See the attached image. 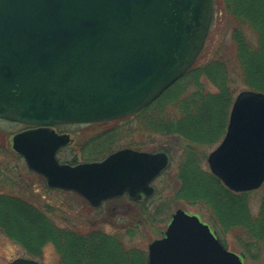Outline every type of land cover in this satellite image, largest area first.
I'll return each instance as SVG.
<instances>
[{"label":"water","instance_id":"95a60500","mask_svg":"<svg viewBox=\"0 0 264 264\" xmlns=\"http://www.w3.org/2000/svg\"><path fill=\"white\" fill-rule=\"evenodd\" d=\"M215 0H0V119L32 126L13 149L48 187L77 193L93 208L155 194L171 164L165 151L120 149L101 161L62 163L63 124L135 115L180 80L201 56ZM234 192L264 183V93L235 98L227 133L208 156ZM10 264H43L19 257ZM147 264H244L196 214L178 209Z\"/></svg>","mask_w":264,"mask_h":264},{"label":"trees","instance_id":"16d2710c","mask_svg":"<svg viewBox=\"0 0 264 264\" xmlns=\"http://www.w3.org/2000/svg\"><path fill=\"white\" fill-rule=\"evenodd\" d=\"M216 28L220 33L225 31V37L230 36V40L217 44L211 38ZM208 41L197 63L149 107L133 116L88 125L106 129L83 145L75 144L76 156L65 162L79 163L77 150L84 154L88 145H91L89 154L83 155V162L102 160L125 147L169 153L167 142L173 137L180 138L184 147L176 198L208 215L209 225L227 247L231 245L227 236H231L245 260H256L264 252V198L259 215L254 217L248 202L252 192L237 193L227 188L204 166L203 154L216 147L226 134L237 93L233 84L239 80L247 89L264 93V0H215ZM156 139L160 144L149 148ZM69 147L73 144L63 150ZM7 158L23 160L3 137L0 181L11 187L21 184L30 191L28 174L22 172L19 163L12 165ZM29 173L45 181L41 175L31 170ZM68 193L77 196L91 210L106 212L114 231L125 232L130 237H135L147 221H170L171 204L161 196L158 203H153L152 198L137 202L125 196L94 209L79 195ZM35 198L28 200L0 193V232L18 242L30 258H42L44 248L52 244L58 255L57 264H147L145 253L137 247H127L119 238L121 234L91 225L85 230L75 225L59 227L52 215L57 212L55 206L38 205ZM124 203L138 212L103 211L105 206Z\"/></svg>","mask_w":264,"mask_h":264},{"label":"rangeland","instance_id":"374dc122","mask_svg":"<svg viewBox=\"0 0 264 264\" xmlns=\"http://www.w3.org/2000/svg\"><path fill=\"white\" fill-rule=\"evenodd\" d=\"M212 29V27H211ZM211 30L208 36L210 37ZM227 34V33H226ZM225 31L219 32V29H215V33L211 36V38L218 44L222 40H230V36L225 37ZM216 35V36H215ZM208 39L205 47L208 45ZM205 49V48H204ZM236 87L237 93L235 94V98L239 92L247 89L241 81L237 80L234 84ZM91 125V124H90ZM28 129V127L24 124L3 120L0 119V144H3V137L6 138L7 142L12 144L13 136L21 131ZM106 129L105 126H89L88 125H78V124H66L59 125L56 130L61 133L69 134L72 139L73 147H69L68 150H63L59 153L58 157L62 163H67L65 161H71L73 156H76V151L74 149L75 144L83 145L90 138L95 136L96 134L102 133ZM3 134L5 136H3ZM161 141L154 140V143L149 145V148H152L154 145L157 146ZM183 140L177 137L171 138L168 143L169 155L171 157V165L170 167L160 176L156 181L153 182V185L156 187L157 191L155 195L152 197L153 203H158V198L161 196L164 198V201L167 204H171L170 209V221L159 222H145V225L142 226L138 231L134 234L135 237H130L125 234V232L114 231V227L112 226V221L106 217V212L94 211L91 210L88 206H86L77 196L74 194L64 192L59 189H52L48 187L46 180L43 181L36 176H31L26 165L25 160H17L15 158H7V161H10L12 165L15 163H19L20 169L22 172L27 173L28 181L31 183L30 191L24 189L23 185L19 184L15 187H11L8 185H4L0 181V193L4 194H15L19 195L25 199L32 200L35 198V202L38 205H45L46 203H50L55 206L57 210L56 214H52L55 216L54 219L57 220L59 227H73L74 225L79 227L80 229L85 230L89 225L92 227L97 226L99 228H103L105 231L112 234H121L120 239L127 247H137L141 251L148 255L149 245L157 240L162 238L165 235L166 229L172 220L173 213L178 209H184L190 214H198L197 216L206 224L209 223L208 215L204 214L199 207L193 206L190 204H186L184 200L177 199V193L180 188L179 181L177 179L180 163H181V155L183 152ZM91 145L87 146V151L84 154H81L80 150H77V154L80 157L79 161L83 162V155H88V148ZM215 148V147H214ZM210 149L204 151V166L209 168V164L207 158L210 152L214 149ZM148 151H151L150 149ZM154 152V151H151ZM85 162H93V161H85ZM70 164V163H69ZM78 164V163H77ZM251 195L249 196V207L252 215L258 216L260 213L261 204L264 198V190L262 187L260 189L251 191ZM86 201V200H85ZM87 202V201H86ZM103 211H110V213L115 214H124L131 210V207L128 203L124 204H116L110 207H103ZM135 209V208H134ZM130 212H138V209L131 210ZM164 218L163 220H165ZM210 226V225H209ZM211 227V226H210ZM212 228V227H211ZM213 230V229H212ZM227 239L231 243L229 250L240 254L244 264H264V252L261 256L256 259L246 258L241 254L240 249L237 246V242L231 239V236H227ZM19 257H28L25 249L16 241L10 239L5 234L0 232V264H10L14 259ZM39 260L43 264H57L58 255L56 250L52 244H48L44 248L42 258H33Z\"/></svg>","mask_w":264,"mask_h":264},{"label":"flooded vegetation","instance_id":"af4514ba","mask_svg":"<svg viewBox=\"0 0 264 264\" xmlns=\"http://www.w3.org/2000/svg\"><path fill=\"white\" fill-rule=\"evenodd\" d=\"M28 128H31L30 126H27Z\"/></svg>","mask_w":264,"mask_h":264}]
</instances>
